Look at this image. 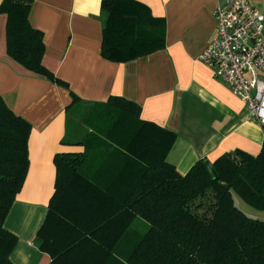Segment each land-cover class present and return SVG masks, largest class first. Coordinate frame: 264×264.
<instances>
[{
  "label": "trees",
  "instance_id": "obj_1",
  "mask_svg": "<svg viewBox=\"0 0 264 264\" xmlns=\"http://www.w3.org/2000/svg\"><path fill=\"white\" fill-rule=\"evenodd\" d=\"M33 3H2L7 55L69 90L43 64V34L29 22ZM101 9L104 59L127 63L166 48L165 19L138 0H102ZM70 95V113L93 132L89 143L78 140L68 118L62 143L85 151L54 157V193L37 233L50 264H264V222L233 199L235 192L264 212V144L257 156L235 150L213 164L200 160L182 175L167 160L176 134L142 121L137 104L112 97L86 106ZM31 130L0 97V264H14L18 240L4 223L28 173ZM99 161L96 171L87 168ZM105 170L115 172L108 184L100 177ZM137 218L149 224L148 232L131 248L119 247Z\"/></svg>",
  "mask_w": 264,
  "mask_h": 264
},
{
  "label": "crops",
  "instance_id": "obj_2",
  "mask_svg": "<svg viewBox=\"0 0 264 264\" xmlns=\"http://www.w3.org/2000/svg\"><path fill=\"white\" fill-rule=\"evenodd\" d=\"M101 1L34 0L29 22L43 34V64L69 90L8 57L7 16L0 14V97L32 127L28 173L4 223L18 240L11 255L14 264L51 263L39 249L37 233L54 193V157L85 151L82 145L62 143L72 111L70 92L86 106L105 105L112 97L137 104L142 121L176 134L167 160L182 175L200 160L213 164L235 150L257 156L264 144L263 126L199 60L216 36L217 0H138L153 16L165 19L166 48L127 63L102 57ZM248 1L264 13V0ZM75 130L78 140L89 143L91 129ZM101 161L87 168L96 171ZM112 175L115 172H102V182L108 184ZM140 238L130 227L119 247L131 248Z\"/></svg>",
  "mask_w": 264,
  "mask_h": 264
},
{
  "label": "built area",
  "instance_id": "obj_3",
  "mask_svg": "<svg viewBox=\"0 0 264 264\" xmlns=\"http://www.w3.org/2000/svg\"><path fill=\"white\" fill-rule=\"evenodd\" d=\"M216 36L199 60L264 126V13L248 0H217Z\"/></svg>",
  "mask_w": 264,
  "mask_h": 264
},
{
  "label": "rangeland",
  "instance_id": "obj_4",
  "mask_svg": "<svg viewBox=\"0 0 264 264\" xmlns=\"http://www.w3.org/2000/svg\"><path fill=\"white\" fill-rule=\"evenodd\" d=\"M79 125V126H78ZM80 127L79 121L77 117H75L72 113L69 115V129L74 131L76 128ZM233 199L236 207H238L244 214L248 217L263 221L264 222V212L258 211L248 204H246L235 192H233ZM149 229V224L142 220L141 218H137L131 226V231L133 236H144Z\"/></svg>",
  "mask_w": 264,
  "mask_h": 264
},
{
  "label": "water",
  "instance_id": "obj_5",
  "mask_svg": "<svg viewBox=\"0 0 264 264\" xmlns=\"http://www.w3.org/2000/svg\"><path fill=\"white\" fill-rule=\"evenodd\" d=\"M210 168H212V167H210Z\"/></svg>",
  "mask_w": 264,
  "mask_h": 264
}]
</instances>
